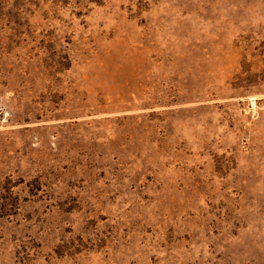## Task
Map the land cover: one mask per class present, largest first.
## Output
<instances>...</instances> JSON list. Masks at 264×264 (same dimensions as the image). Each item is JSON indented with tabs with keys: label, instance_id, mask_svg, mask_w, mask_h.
I'll return each mask as SVG.
<instances>
[{
	"label": "rangeland",
	"instance_id": "rangeland-1",
	"mask_svg": "<svg viewBox=\"0 0 264 264\" xmlns=\"http://www.w3.org/2000/svg\"><path fill=\"white\" fill-rule=\"evenodd\" d=\"M0 264H264V0H0Z\"/></svg>",
	"mask_w": 264,
	"mask_h": 264
}]
</instances>
